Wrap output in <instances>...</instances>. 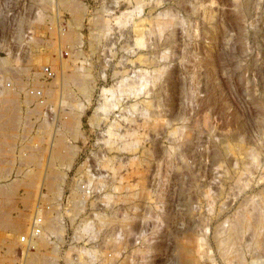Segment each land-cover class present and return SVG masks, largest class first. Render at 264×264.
<instances>
[{"label": "rangeland", "instance_id": "rangeland-1", "mask_svg": "<svg viewBox=\"0 0 264 264\" xmlns=\"http://www.w3.org/2000/svg\"><path fill=\"white\" fill-rule=\"evenodd\" d=\"M78 2L81 24L64 41L62 5L0 0V258L264 264V0ZM45 64L78 73L88 94L61 88ZM34 86L56 97L26 101ZM63 111L79 113L81 135L67 141L80 151L61 188L42 176L27 186ZM39 209L56 227L35 230ZM237 213L246 222L220 246Z\"/></svg>", "mask_w": 264, "mask_h": 264}, {"label": "bare ground", "instance_id": "bare-ground-1", "mask_svg": "<svg viewBox=\"0 0 264 264\" xmlns=\"http://www.w3.org/2000/svg\"><path fill=\"white\" fill-rule=\"evenodd\" d=\"M50 2V1H49ZM82 3V2H81ZM53 4V3H52ZM51 4V5H52ZM60 5H62L63 7H64V9L66 8V9H68L70 12H71V14H72V20H70L69 22H68V24H67V27H66V29L65 30H62L61 31V29H60V27H58L57 28V30H55L57 33H58V35L64 40V41H66V40H68L72 35H74L73 34V30H71V27H72V24H77V25H80L81 24V20H80V18H82L81 17V14H82V12H83V7H82V5L78 2V0H54V6H59L60 7ZM58 9V8H57ZM242 11V10H241ZM60 12V11H59ZM59 14V13H58ZM85 15V14H84ZM168 24V23H167ZM165 26V25H164ZM68 27H69V30H68ZM63 28H65V27H63ZM54 33V32H53ZM75 33V32H74ZM79 35V34H78ZM60 38V39H61ZM65 49V48H64ZM47 56V55H46ZM49 56L50 55H48L45 59L46 60H48L47 58H49ZM57 63V62H56ZM48 66V65H47ZM46 64H45V66H42L43 67V69H44V71L47 73V74H49L48 73V70L46 71L45 69H46ZM63 70H60L61 72H62V74H61V76H59V77H57L58 76V72L57 73H55V71H53L52 70V72L54 73V76H56V78H57V80L59 79L60 80V82H61V84H62V86H61V88H63V84H65V83H67L68 84V82H74L75 84H76V87H77V89L80 91V92H83L84 94H86L87 92H89V90H90V86H88V84L86 83V82H84L83 80H81L80 79V77L78 76V73H76V72H71V73H66V71H65V68H64V65H63V67H61ZM163 68V67H162ZM51 69H52V67H51ZM68 69V68H67ZM73 69V68H72ZM43 71V70H42ZM42 71H40V73L42 72ZM51 72V73H52ZM60 72V73H61ZM53 73H52V75H53ZM34 74H36V73H34ZM37 74H38V72H37ZM36 74V75H37ZM17 77V76H16ZM37 77V76H36ZM35 78V77H34ZM37 80V79H36ZM55 80V79H54ZM20 83V82H19ZM56 83V82H55ZM36 84V83H35ZM37 85V84H36ZM56 85V84H55ZM159 85V84H158ZM30 86H33V85H30ZM40 86H42V85H40ZM46 86V85H45ZM75 86V85H74ZM160 86V85H159ZM6 87V86H5ZM22 87H23V85H22ZM30 88V87H29ZM40 88H42V89H40L41 90V92H39L36 88H35V86L33 87V88H31L30 90H29V95H30V97L28 96V98H26V101H27V99H28V101L29 102H34L35 103V105L36 106H40V105H43V104H45L47 101H48V99H50V98H55L56 97V95H54L53 94V92L55 91V90H53V89H50V90H53V91H50L49 89H48V86L46 87V88H43V87H40ZM66 88V87H65ZM69 88H70V86H69ZM15 89V88H14ZM64 89V88H63ZM67 89H68V87H67ZM66 89V90H67ZM160 89V88H159ZM10 90H12V89H10ZM9 89H5V91L4 90H2L1 92L3 93V92H5V96L6 97H4V98H10V99H12L13 98V95L14 94H16V93H13V92H11ZM21 90V89H20ZM62 90V89H61ZM74 91V90H73ZM72 92V91H71ZM70 92V93H71ZM18 93V92H17ZM62 93V92H61ZM66 93V92H65ZM88 94V93H87ZM90 94V93H89ZM157 94V93H156ZM28 95V94H27ZM61 95V94H60ZM64 95V94H63ZM67 95V94H66ZM41 96V97H40ZM87 96V95H86ZM31 97H33V98H31ZM42 98V99H41ZM61 98V97H60ZM70 98H72V96L70 97ZM16 99V98H15ZM66 99L69 101L70 99L69 98H67L66 97ZM55 100V99H54ZM62 100H65V98H62ZM66 100V101H67ZM60 101H61V99H60ZM29 102H27V103H29ZM53 102V101H52ZM64 102V101H63ZM15 103H16V101H15ZM26 103V102H25ZM26 103V104H27ZM49 104H50V102H48ZM47 103V104H48ZM66 103V102H65ZM73 103V102H72ZM18 104V103H17ZM34 108V107H33ZM6 109H8V108H6ZM35 110V109H34ZM61 110V109H60ZM33 111V110H32ZM64 112V111H63ZM64 114V116L65 117H63V118H61V116H60V119L58 120V123H57V125H56V127H55V130H54V133L52 132V136H51V141H50V149H49V151H48V154L44 157V161L45 162H43V164L42 163H39V166H40V164H42V168H41V171H40V169H39V167L37 166V168L35 167L34 169H27V171H26V185L27 186H30V187H32V185H34V184H36V180H38V178L40 177V176H42L41 178H42V185H50L51 187H52V189L54 188V189H56L55 187H57L56 185H58V183L60 182V183H62V181L64 180V177L66 178V176H65V173L62 171V170H60V169H63L64 167H63V165H72L73 163H71L74 159H75V157H76V155L79 153V151H80V147L78 146V145H76V144H74V145H72V144H68V141H67V139H68V137H71L73 140H76V139H78L79 137H80V135H81V131L79 130V113L77 114V113H75V111H73L72 113H71V111H70V113H66V112H64L63 113ZM29 115V114H28ZM61 115H62V113H61ZM16 121V120H15ZM25 121V120H24ZM8 122V121H7ZM10 122V121H9ZM16 123V122H15ZM27 123H28V121H27ZM26 123V124H27ZM18 124V123H17ZM43 127V126H42ZM31 128V127H30ZM41 128V127H40ZM48 128V127H47ZM26 129V128H25ZM46 130V129H45ZM28 131H29V129H28ZM43 131V132H42ZM42 131L40 132V133H44V130L42 129ZM31 132V131H30ZM46 132V131H45ZM17 133V132H16ZM28 134V133H27ZM50 136V135H49ZM40 140V139H39ZM43 142V141H42ZM2 144V143H1ZM47 147V146H46ZM36 148V147H35ZM228 150H229V152H230V148H228ZM229 152H228V154H229ZM34 155V156H33ZM219 155V154H218ZM28 156H30L31 158H30V160H32V161H34V160H36V159H38L37 161H34V162H36V164H37V162H42V160H39L40 158L35 154V153H29V155ZM220 157H221V155H220ZM227 157H229V156H227ZM29 158V157H28ZM43 159V158H42ZM22 163H24V162H22ZM20 166V165H19ZM63 168H62V167ZM67 167V166H66ZM2 169H3V167H1ZM5 168V167H4ZM70 168V167H69ZM6 169V168H5ZM17 169V168H16ZM68 169V168H67ZM64 170V169H63ZM41 173H42V175H41ZM67 173V172H66ZM23 184V183H22ZM2 185V184H1ZM0 185V186H1ZM63 185V184H62ZM59 187H60V185H58ZM18 188V187H17ZM32 188H34V187H32ZM48 188V187H47ZM58 188V187H57ZM61 188V187H60ZM4 188H2V189H0L1 190V192H2V190H3ZM5 190V189H4ZM7 191V190H6ZM59 191H60V189H59ZM6 193V192H5ZM13 193V192H12ZM11 193V194H12ZM8 194V193H7ZM39 196H41V197H43V195L42 194H40ZM50 201V200H49ZM2 203V202H1ZM10 203V202H9ZM78 206V205H77ZM75 207V206H74ZM261 207V206H260ZM7 210V209H6ZM4 211V210H3ZM43 211V210H42ZM41 211V209H39L38 210V212L40 213V218L41 217H43L42 218V220L40 221V223H36V225H35V230H38V232H41V230H43V229H45V228H51V227H53V226H55V224H54V222H53V217H50V215H47V213L49 212H47L46 214H44L43 212ZM44 211H46V210H44ZM73 211V210H72ZM5 214H7V213H5ZM238 214V213H237ZM245 214V213H244ZM239 215V214H238ZM237 216V215H236ZM245 215H239V217H235L236 219H234L232 222H231V224L229 225L230 226V230H229V234H227L228 236L226 237V235H225V239L224 240H220L221 241V243H220V246L221 245H225V247H226V245L228 244L229 245V243H230V240L232 239L231 238V236L232 235H235L238 231H239V229L241 228V226L243 225L242 223H245L246 221H245V219L244 218H246L247 217V215H246V217H244ZM5 217V216H4ZM39 217V216H38ZM109 217H110V215H109ZM244 217V218H243ZM114 218V217H113ZM243 218V219H242ZM112 219V218H111ZM264 219V218H263ZM4 220H6V219H4ZM107 220H108V218H107ZM112 220H114V219H112ZM13 221V220H12ZM110 221V223H111V220H109ZM7 222H9V221H7ZM114 222H115V220H114ZM1 223V222H0ZM3 223H4V221H3ZM3 223H1V224H3ZM105 223V222H104ZM109 223V222H108ZM9 224V223H8ZM12 224V223H11ZM18 221H17V227L15 228V229H17L19 226H18ZM7 226V225H6ZM12 226V225H11ZM14 227H15V224L13 225ZM21 226V225H20ZM34 226V225H33ZM39 228H37V227ZM3 227V226H2ZM56 227V226H55ZM223 227V226H222ZM221 227V228H222ZM0 228H1V226H0ZM4 228V227H3ZM2 228V229H3ZM82 228H83V226H82ZM4 229H6V228H4ZM12 229V228H11ZM14 229V228H13ZM20 229V228H19ZM52 229H54V228H52ZM228 229V228H227ZM46 230V229H45ZM57 230V229H56ZM217 230V229H216ZM110 231H112V230H110ZM116 231V230H115ZM34 232V231H33ZM109 232V231H108ZM113 232V231H112ZM111 232V233H112ZM216 232V231H215ZM37 233V232H36ZM35 233V234H36ZM111 233H109V234H111ZM113 234V233H112ZM218 234V233H217ZM236 235H238V234H236ZM30 236V235H29ZM7 237V236H6ZM20 237H22V236H20ZM109 237H111V235L109 236ZM116 237V236H115ZM224 237V236H223ZM222 237V238H223ZM234 237V236H233ZM8 238V239H7ZM6 238V240H8L10 243H13L14 242V238H16V237H7ZM40 238V237H39ZM231 238V239H230ZM44 239V238H43ZM38 240V239H37ZM37 240H35V239H33L32 237H30V240H28V245H33V246H35V247H37V245H38V241ZM233 241H234V239H232ZM20 242H22L23 243V241H21V239H20ZM21 243V244H22ZM200 243H202V242H200ZM24 246H25V244H26V239L24 240ZM43 244V243H42ZM204 244V243H203ZM231 244V243H230ZM10 245H12V244H10ZM10 247V246H9ZM225 247H223L224 249H225ZM237 248V247H236ZM241 248V247H240ZM9 249V248H8ZM11 250H12V248H10ZM28 250H29V248H28ZM50 250H52V249H50ZM54 250V249H53ZM56 250V249H55ZM8 252L10 251V250H7ZM7 251H5V252H7ZM228 251V250H227ZM39 252V251H38ZM242 252V251H241ZM12 253V252H11ZM40 254V253H39ZM39 254H37V252L35 253V252H31V251H27L26 252V250H25V258H24V262H22L21 260H18V261H14L13 262V264H55V253H53V252H51L50 254H48V256H49V258H46L45 260L43 259L42 260V257L44 256H40ZM42 254V253H41ZM45 254V253H44ZM1 255V254H0ZM47 256V257H48ZM238 256V255H237ZM243 257V256H242ZM44 258V257H43ZM180 258V257H179ZM182 258V257H181ZM6 260H7V258L4 256V258H0V264H6ZM181 260V259H180ZM187 260H189V259H187ZM242 261H244V259L242 260ZM122 262V261H121ZM187 262V261H186Z\"/></svg>", "mask_w": 264, "mask_h": 264}, {"label": "built area", "instance_id": "built-area-1", "mask_svg": "<svg viewBox=\"0 0 264 264\" xmlns=\"http://www.w3.org/2000/svg\"><path fill=\"white\" fill-rule=\"evenodd\" d=\"M47 70H48V69H47ZM47 70H46V71H47ZM48 71H49L48 73H51V71H50V70H48Z\"/></svg>", "mask_w": 264, "mask_h": 264}]
</instances>
